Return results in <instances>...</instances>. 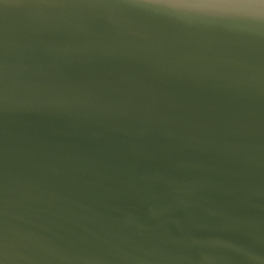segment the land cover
<instances>
[{
    "label": "water",
    "instance_id": "1",
    "mask_svg": "<svg viewBox=\"0 0 264 264\" xmlns=\"http://www.w3.org/2000/svg\"><path fill=\"white\" fill-rule=\"evenodd\" d=\"M0 264H264V0H0Z\"/></svg>",
    "mask_w": 264,
    "mask_h": 264
}]
</instances>
